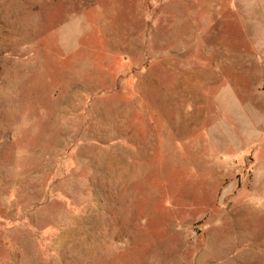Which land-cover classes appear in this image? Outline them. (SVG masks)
Wrapping results in <instances>:
<instances>
[{
  "label": "rangeland",
  "instance_id": "rangeland-1",
  "mask_svg": "<svg viewBox=\"0 0 264 264\" xmlns=\"http://www.w3.org/2000/svg\"><path fill=\"white\" fill-rule=\"evenodd\" d=\"M0 264H264V0H0Z\"/></svg>",
  "mask_w": 264,
  "mask_h": 264
}]
</instances>
